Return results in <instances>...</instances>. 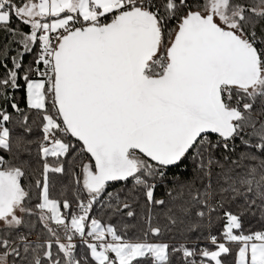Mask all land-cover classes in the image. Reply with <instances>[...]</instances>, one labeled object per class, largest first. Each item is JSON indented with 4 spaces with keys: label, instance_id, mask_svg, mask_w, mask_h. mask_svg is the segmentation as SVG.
I'll use <instances>...</instances> for the list:
<instances>
[{
    "label": "snow or ice",
    "instance_id": "1",
    "mask_svg": "<svg viewBox=\"0 0 264 264\" xmlns=\"http://www.w3.org/2000/svg\"><path fill=\"white\" fill-rule=\"evenodd\" d=\"M0 264H264V0H0Z\"/></svg>",
    "mask_w": 264,
    "mask_h": 264
}]
</instances>
